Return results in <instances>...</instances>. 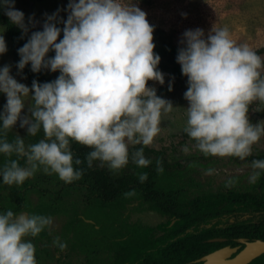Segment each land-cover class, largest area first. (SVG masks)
<instances>
[{"label": "clouds", "instance_id": "1", "mask_svg": "<svg viewBox=\"0 0 264 264\" xmlns=\"http://www.w3.org/2000/svg\"><path fill=\"white\" fill-rule=\"evenodd\" d=\"M15 2L0 0V8L26 35L36 21L33 15L26 22ZM60 11L47 14L43 29L32 31L17 49L20 72L29 64L36 73L59 70L54 80L33 79L29 87L12 74L11 65L0 66V93L6 95L0 111V154L16 157L0 164L6 185H22L41 166L71 183L83 177L86 169L77 166L85 159L88 168L99 161L114 173L130 162L147 167L152 161L144 147L134 146L153 144L161 132L162 113L174 107L148 84L152 80L163 85L165 73L158 67L160 54L154 52L155 25L137 3L69 0L66 19ZM4 31L0 55L8 51ZM180 43L176 59L188 78L185 132L205 155L251 156L253 145L264 136V124L253 123L249 116L253 101H264V57L249 44L237 43L226 26H213L207 34L201 27L186 29ZM168 88L172 90V80ZM26 105L30 115L22 113ZM17 121L31 136L43 129L44 138L26 143L15 135L9 140L7 132ZM73 142L90 146L85 158L74 154ZM184 151H189L187 145ZM250 164L254 171L249 180L256 183L264 172V158ZM157 171H164L162 159L157 160ZM137 175L141 183L148 179L146 171ZM53 223L51 215L0 211V264H38L35 244L28 237ZM53 243L60 250L68 247L59 236Z\"/></svg>", "mask_w": 264, "mask_h": 264}, {"label": "rangeland", "instance_id": "2", "mask_svg": "<svg viewBox=\"0 0 264 264\" xmlns=\"http://www.w3.org/2000/svg\"><path fill=\"white\" fill-rule=\"evenodd\" d=\"M126 2H135L146 11L149 22L157 28L164 29L177 48L182 46L180 41L186 29L201 27L207 34L213 26H226L237 43H247L255 50L262 49L260 54L264 57V0H126ZM68 3L69 0H16L15 7L25 13L26 22L28 17L33 15L35 20L44 22L47 14H52L58 9L61 10L60 16L66 19ZM185 12L187 16L182 15ZM60 26L63 27L62 24ZM42 29L43 27L31 25L27 35L30 36L32 31ZM4 30L5 27L0 24V31ZM156 31L154 28L153 39L156 45L154 52L161 56L158 67L165 73V83L161 85L158 81L149 80L148 84L154 85L157 91L160 90V95L170 99L174 107L172 111L162 113L161 132L154 138L153 144L148 146L162 150L163 156L170 164L178 159L185 160L198 154L207 157L208 155L196 147L195 139L184 130L188 121L189 101L184 97V92L188 88V78L183 73L177 76L172 70L173 63H166L165 60L170 57V54L159 50V43L155 37ZM3 34L8 51L0 55V66L11 65L12 74L31 87L13 62L12 41L7 37L6 31ZM62 36L63 33L59 38ZM54 54V51L49 53V55ZM175 54L177 57L178 52ZM44 71L53 78L59 75V70L53 72L44 69ZM170 80L173 81L171 91L168 88ZM5 103L6 95L0 93V111L3 110ZM27 103H32L31 97L28 98ZM22 113L30 115L27 105ZM249 116L253 123L264 124V101H253ZM7 134L19 135L25 138L26 143H31L29 139L31 135H28L26 127H20L19 121ZM262 137L256 145L263 142ZM185 145L188 146L189 151H184ZM150 156L156 157V154L152 153ZM200 169L202 166H198L197 171ZM197 175L202 174L197 173ZM226 175L225 173L222 177ZM31 179L36 181L37 186L36 189L33 188L27 192L31 196L32 204L29 203L31 213L51 215L54 218L53 225L46 227L35 237H28L35 244L39 264H90L91 259V264L108 263L120 244L116 238L126 240V237L130 236L128 232L132 227H137L135 233L147 234L144 226H155L160 219L159 215L147 212L149 210L146 211L145 207L141 208L139 202L123 207L120 202L114 201L113 205L110 202L103 206L96 198L88 199L85 186L76 184L75 181L66 183L57 173L47 174L43 171V166ZM1 180H3L2 176H0V192L4 196V201L8 202L11 197L10 188ZM44 193L46 197H42ZM39 198L37 208L36 201ZM77 214L79 217L74 218ZM129 221L134 223L132 227ZM57 236L62 241H67L66 249L60 250L53 243ZM141 239L145 241L147 237L143 235ZM260 260L257 264H264V257Z\"/></svg>", "mask_w": 264, "mask_h": 264}, {"label": "flooded vegetation", "instance_id": "3", "mask_svg": "<svg viewBox=\"0 0 264 264\" xmlns=\"http://www.w3.org/2000/svg\"><path fill=\"white\" fill-rule=\"evenodd\" d=\"M7 137L12 140L15 136L7 134ZM31 137L33 136H29V139ZM262 138V143L253 145V154L244 159L237 156L214 157L208 155L204 157L198 154L185 160L178 159L172 164L163 156L162 150L147 145L154 151H145V156L151 159L152 162H157L162 155L168 162L166 172L174 171V173L168 174L166 180H163L162 176L158 174L149 175L153 176L155 182H158L156 185L162 188L158 196L156 195V199H148V192L143 190V196L127 204L131 205L139 202L141 208L145 207L146 211L149 210L147 212L159 215L160 219L155 226H144L147 230L148 228L154 230L156 238H159L165 232L163 227L167 221H169L168 227L178 224L177 228H180L182 226L181 222L185 221L182 220L180 214L186 206L187 209L189 208V217L193 220L191 226L172 239L177 241L175 246L178 248L179 238L185 237L182 244L191 243L198 253L178 255V257H174L171 264H205L207 262L206 255L225 246L238 248L236 252L228 256L232 258L243 250L248 242L264 241V172H262L256 183H251L249 180L254 171L250 162L255 158H264V136ZM134 147H137V145ZM152 153H155L156 157H151ZM12 158H16L15 154ZM186 166L189 167L185 168ZM198 166H202V169L197 171ZM151 168L153 169L152 163L147 169L151 170ZM197 173L202 175H197ZM225 173L227 174L226 177H222ZM1 181L3 182V180ZM35 183L36 181L30 177L22 185H8L11 197L8 202H5L4 196L0 192V211H6L8 208L13 210L21 205V209L14 212L29 211L31 213L29 206V203L32 204L31 196L27 192L37 188ZM12 186L17 188L19 194L13 191ZM212 194H216V196L210 198ZM86 195L89 197L88 199H93V194L86 193ZM42 197H46L45 193ZM39 200L40 198L36 201L37 208L39 207ZM157 203L159 207H155ZM78 217L77 214L74 218ZM196 217L198 220L194 222ZM129 223L130 227L134 224L131 221ZM128 233L131 236L130 230ZM149 234H151V231ZM192 234L197 236H190ZM116 240L122 241L125 239L116 238ZM118 246L116 247L117 250ZM211 247L213 248L209 249ZM206 250L207 252L203 253ZM116 253L117 251L114 253L112 260L105 264H117ZM225 255L227 254H224L223 251L218 253V257L221 258ZM263 257L264 252L247 264H257ZM89 263H92V259ZM214 263L211 258L207 262V264Z\"/></svg>", "mask_w": 264, "mask_h": 264}, {"label": "trees", "instance_id": "4", "mask_svg": "<svg viewBox=\"0 0 264 264\" xmlns=\"http://www.w3.org/2000/svg\"><path fill=\"white\" fill-rule=\"evenodd\" d=\"M0 24L5 27L7 37L12 41V54H13V62L17 67V61L20 59L17 49L21 47L29 38V36L22 35V30L14 25L11 24L9 17L5 14L2 8H0ZM156 28L155 37L159 43V50H163L166 53L170 54V57L167 58L166 63L170 64L173 63L172 70L177 76H181L182 70L181 65L176 59V52H178L177 47L172 43L169 36L167 35L166 31L162 28ZM262 49H258V53H261ZM173 54V55H171ZM22 75L28 80L30 85L32 84L33 79H37L40 82L44 81H51L55 78L48 76L44 70L39 73L33 72L31 70L30 64L23 69L21 72ZM158 95H160V90L157 91ZM44 138L43 129L39 131L35 136L31 137V142H38L39 139ZM138 147H144V153L149 151H154L148 146L137 145ZM73 152L76 156H80L81 158H85L88 151H90V146L80 145L77 142H73L72 144ZM162 154L161 152H159ZM6 159H12V157H6L3 154L0 155V164L2 161ZM163 161L164 171L158 172L157 171V162H152L151 170L147 169V167L141 168L133 163H129L127 167L124 169L113 172L108 169L107 166L101 167L99 166V161L94 162V166L92 168H88L87 161L83 165L77 167H83L86 171L83 174V177L76 181V184L85 186L87 188V193L93 194V199L96 198L97 201H100V204L103 206L108 205L110 202L113 205L115 202H120L121 205L124 207L127 203L134 201L140 196H143L144 191L148 192L147 198L155 200L156 195L160 193L162 188L152 178L153 176L149 175H161L163 180L168 179L167 175L174 173V171L166 172V165L168 162L165 158L162 157L158 158V160ZM21 164L24 163V160L20 161ZM148 172V179L141 183L137 173L139 172ZM152 178V179H151ZM159 178V177H158ZM151 179V180H150ZM27 184V183H26ZM13 191L16 194H19V191L15 186H12ZM130 190H134L133 195L125 196L124 193ZM165 194V193H163ZM162 194V196H163ZM145 195V194H144ZM216 194H212L210 198L215 197ZM163 198H165L163 196ZM155 207H159L158 203ZM21 205H18L13 211L20 210ZM174 214V213H173ZM189 208L187 206L181 212L182 221L181 227L177 228L178 224L175 226L168 227L169 221H167L166 225L163 227L165 231L162 236L159 238L155 237L154 230L148 228L147 234L146 233H135L137 227L130 228L131 236L126 239L120 241L116 257H117V264H171L173 263L174 257H178V255L190 254L194 253L197 254L198 251L196 248H193L191 243L189 244H182L183 239L185 237L179 238V247L177 248L176 240L172 238L175 237L177 234L185 231V229L191 226L192 218L189 217ZM193 215V214H192ZM196 215V214H194ZM197 216V215H196ZM197 217L194 219V222H197ZM139 229V228H138ZM133 231V232H131ZM151 231V234L149 232ZM141 232V231H140ZM145 235L147 240L141 239V236ZM190 236H197V235H190ZM189 236V237H190ZM166 244V245H164ZM213 247L209 248L212 249ZM207 249V250H209ZM207 250L203 253H206ZM201 254V253H200Z\"/></svg>", "mask_w": 264, "mask_h": 264}, {"label": "water", "instance_id": "5", "mask_svg": "<svg viewBox=\"0 0 264 264\" xmlns=\"http://www.w3.org/2000/svg\"><path fill=\"white\" fill-rule=\"evenodd\" d=\"M35 21H36V23L34 24V26L43 27V21H41V20H35ZM249 244H251V245L249 246ZM248 248L250 251L247 252V257L238 258V256L240 254H244ZM225 249H230V252H228V254L222 258L217 257L218 253L220 251H224ZM237 249H238L237 247L225 246L223 248H220V249L213 251L212 253L206 255L205 257H207V262L210 260L211 257H213L214 258L213 262H215L214 264H247L253 258H255L257 255H260L261 253L264 252V241L257 240L255 242H248V244L246 245V247L243 250H241L239 253H237V255H235L234 257L229 258L228 256H230L233 252H236ZM211 261H212V258H211ZM207 262L205 264H207Z\"/></svg>", "mask_w": 264, "mask_h": 264}, {"label": "bare ground", "instance_id": "6", "mask_svg": "<svg viewBox=\"0 0 264 264\" xmlns=\"http://www.w3.org/2000/svg\"><path fill=\"white\" fill-rule=\"evenodd\" d=\"M250 250H249V248L247 249V251L244 253V254H240L239 256H238V258H243V257H247V252H249ZM228 252H230V249H225L224 251H223V253L225 254H228ZM251 255V254H250ZM218 257V256H217ZM213 260H214V258L213 257H211Z\"/></svg>", "mask_w": 264, "mask_h": 264}]
</instances>
